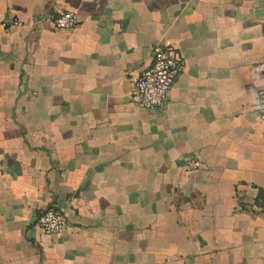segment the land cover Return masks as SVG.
Wrapping results in <instances>:
<instances>
[{
	"label": "crops",
	"instance_id": "1",
	"mask_svg": "<svg viewBox=\"0 0 264 264\" xmlns=\"http://www.w3.org/2000/svg\"><path fill=\"white\" fill-rule=\"evenodd\" d=\"M156 44L184 68L148 110ZM261 91L264 0H0V264H264Z\"/></svg>",
	"mask_w": 264,
	"mask_h": 264
},
{
	"label": "built area",
	"instance_id": "2",
	"mask_svg": "<svg viewBox=\"0 0 264 264\" xmlns=\"http://www.w3.org/2000/svg\"><path fill=\"white\" fill-rule=\"evenodd\" d=\"M81 22L78 13L61 12L51 19L52 25L58 30H73ZM3 27L10 30L23 25L20 18H11L3 22ZM184 68L182 54L174 47L156 44L152 52V63L143 70L137 79L134 98L143 109L159 110L166 106L169 92L178 75ZM263 109L261 119L264 120V91L258 95ZM38 226L48 235H60L67 225V216L57 207L45 210L37 220Z\"/></svg>",
	"mask_w": 264,
	"mask_h": 264
}]
</instances>
